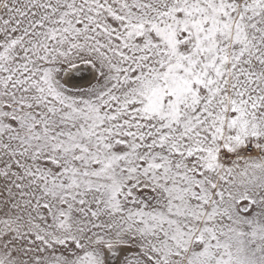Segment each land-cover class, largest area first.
I'll list each match as a JSON object with an SVG mask.
<instances>
[{
    "label": "snow or ice",
    "instance_id": "obj_1",
    "mask_svg": "<svg viewBox=\"0 0 264 264\" xmlns=\"http://www.w3.org/2000/svg\"><path fill=\"white\" fill-rule=\"evenodd\" d=\"M0 264H264V0H0Z\"/></svg>",
    "mask_w": 264,
    "mask_h": 264
}]
</instances>
